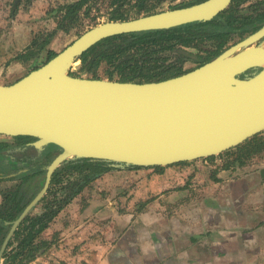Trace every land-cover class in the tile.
<instances>
[{
  "label": "water",
  "instance_id": "obj_1",
  "mask_svg": "<svg viewBox=\"0 0 264 264\" xmlns=\"http://www.w3.org/2000/svg\"><path fill=\"white\" fill-rule=\"evenodd\" d=\"M233 0L108 20L84 31L42 65L0 84V136L31 135L61 149L47 165L44 186L0 248L46 194L54 171L72 156L152 167L218 155L264 131V26L205 63L164 79L87 77L70 70L101 39L211 20Z\"/></svg>",
  "mask_w": 264,
  "mask_h": 264
},
{
  "label": "crops",
  "instance_id": "obj_2",
  "mask_svg": "<svg viewBox=\"0 0 264 264\" xmlns=\"http://www.w3.org/2000/svg\"><path fill=\"white\" fill-rule=\"evenodd\" d=\"M206 166L105 172L53 218L26 264H264V163L203 179Z\"/></svg>",
  "mask_w": 264,
  "mask_h": 264
},
{
  "label": "trees",
  "instance_id": "obj_3",
  "mask_svg": "<svg viewBox=\"0 0 264 264\" xmlns=\"http://www.w3.org/2000/svg\"><path fill=\"white\" fill-rule=\"evenodd\" d=\"M91 1L66 0L49 9L50 12L58 14L55 30L45 36L39 33L33 37L31 43L17 54L16 59L26 61L37 57L46 50L47 44L58 29L68 30L79 19L80 11L84 7L86 11L90 10ZM127 1L130 0L112 1L110 20L129 19L155 11L156 4H149V0H136L133 4L136 6L135 12L132 14L130 10L124 9ZM243 1L245 0H234L228 8L211 20L192 21L168 29L132 31L108 36L87 49L77 60L81 61L82 70L94 74L105 62L108 64L107 73L111 79L159 80L180 74L186 70L175 64L176 61L184 62L188 58L203 59L202 54L188 51L183 46H197L207 39H220L221 48L232 35L253 31L264 23V9L260 10L259 5L253 12H240L239 5ZM259 2L264 4V0ZM47 51V60L57 54V51L52 49ZM175 56H178V59L172 61ZM35 139L31 135L0 138V181L15 182L12 187L0 191L3 196L0 203V248L12 227V222L44 186L47 165L61 149L54 143L37 146L33 144ZM261 153H264V131L229 150L203 159L214 163L221 158L223 164L218 166V169H226L236 164H246ZM187 163L191 161L178 164ZM137 167L141 166L93 157L72 156L63 161L54 171L51 184L40 201L44 203L43 210L35 213V206L19 223L5 250L3 264H26L35 259L46 244L40 234L53 218L95 179L111 170ZM154 167L161 170L165 166Z\"/></svg>",
  "mask_w": 264,
  "mask_h": 264
},
{
  "label": "rangeland",
  "instance_id": "obj_4",
  "mask_svg": "<svg viewBox=\"0 0 264 264\" xmlns=\"http://www.w3.org/2000/svg\"><path fill=\"white\" fill-rule=\"evenodd\" d=\"M64 1L66 0H0V84L12 83L32 69L45 63L48 58L47 50L52 49L59 52L79 37L84 31L97 24L110 20L109 17L111 9L113 8V0H92L89 3L91 6L90 10L86 11L84 7L80 11L79 19L75 21L68 30L58 29L47 44L46 50L44 49L37 57L26 61L16 59L17 54L31 43L33 37L39 33L45 36L49 32L55 30L54 28L57 25L56 16H58V14L56 15L54 11L50 12L49 9L54 8L58 3ZM195 1L197 0H149V4H156L155 10H161L177 5H186ZM135 2L136 0L127 1L124 9L126 11L130 10L133 14L136 8V6H133ZM245 8L247 9V4ZM238 39V36H235L231 43ZM203 44L208 48L215 47L212 40L203 41ZM202 53L204 52L202 51ZM194 65V62L188 61L184 67L190 68ZM81 66V61L75 60L70 71L73 74L87 77L109 78V74L107 73L108 64L105 62L100 65L95 74L82 70ZM114 75L118 77L117 73ZM0 138L10 139L8 136L4 135H1ZM191 163H202L207 165L200 169L201 176L204 179L207 178L204 176L205 172L213 176L217 174L218 166L223 164V159L218 158L216 162L213 163L210 160L200 158L191 160ZM261 163H264V153L255 156L253 159L249 160L248 163L243 164V166L253 164L260 165ZM240 166L242 167V165ZM219 171L220 169L218 172ZM259 176L264 179V173L261 175L259 174ZM130 182L131 181H129V183ZM14 184L15 182L13 181H0V191L10 188ZM262 186H264V182H262ZM205 187L207 192L216 190V185L212 183H209V185ZM217 190L220 191L219 188ZM256 198L264 199V196L259 194ZM43 204V202L37 204V209L35 207L33 212H41L43 210ZM258 207L264 210V205Z\"/></svg>",
  "mask_w": 264,
  "mask_h": 264
},
{
  "label": "flooded vegetation",
  "instance_id": "obj_5",
  "mask_svg": "<svg viewBox=\"0 0 264 264\" xmlns=\"http://www.w3.org/2000/svg\"><path fill=\"white\" fill-rule=\"evenodd\" d=\"M203 1V0H202ZM259 1H261V0H245V1H243V2H241L240 3V5H239V10H240V12L241 13H246V12H253L255 9H256V7L258 6V8L260 9V10H262V9H264V4H259L260 2ZM197 2H200V1H195V2H192V3H189V4H186V5H190V4H193V3H197ZM234 2V0L231 2V4ZM230 4V5H231ZM247 4V9L245 8V5ZM186 5H177V6H173V7H171V8H175V7H181V6H186ZM229 5V6H230ZM228 6V7H229ZM227 7V8H228ZM168 9H170V8H168ZM161 10H165V9H161ZM155 11H160V10H155ZM155 11H153V12H155ZM218 15V14H217ZM216 15V16H217ZM213 19V18H212ZM197 21H200V20H197ZM188 23V22H187ZM264 26V23L260 26V27H258L257 29H255V30H253V31H250V32H246V33H244V34H234V35H232V37L226 42V44L225 45H223V47H219V44H220V39H207V40H212V42L214 43V45H215V47H210V48H208V47H206V46H204V44H203V41L202 42H200L197 46H194V45H189V46H183L186 50H188V51H192V52H194V53H200V54H202V56H203V59H201V60H196V59H191V58H188V59H186L184 62H180V60L179 61H176L175 62V64H178V65H181L182 67H183V70H190V69H192V68H195V67H197V66H199V65H201V64H203V63H205L206 61H208V60H210V59H212V58H214L216 55H218L219 53H221L223 50H225L226 48H228V47H230V46H232L233 44H235V43H237L238 41H240L241 39H243V38H245V37H247L248 35H250V34H252V33H254L255 31H257V30H259L260 28H262ZM172 28V27H171ZM235 36H238V40H236V41H234L233 43H231V41L235 38ZM207 40H204V41H207ZM261 42H263L264 43V36L263 37H261L260 38V40L258 41V42H256V44H260ZM231 43V44H230ZM227 45V46H226ZM226 46V47H225ZM223 48V49H222ZM202 51L205 53H202ZM176 52H174V54H175ZM178 59V56H175L174 57V59L172 58V61L173 60H177ZM188 61H190V62H194L195 63V65L194 66H191L190 68H185L184 67V65L186 64V62H188ZM185 72V71H184ZM2 199H3V196H2Z\"/></svg>",
  "mask_w": 264,
  "mask_h": 264
}]
</instances>
